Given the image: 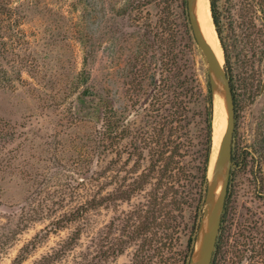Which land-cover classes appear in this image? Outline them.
Segmentation results:
<instances>
[{
	"label": "rangeland",
	"instance_id": "1",
	"mask_svg": "<svg viewBox=\"0 0 264 264\" xmlns=\"http://www.w3.org/2000/svg\"><path fill=\"white\" fill-rule=\"evenodd\" d=\"M220 1L232 59L244 81L237 90L233 140L241 159L233 161L219 264H264V27L246 0ZM0 68L6 76L0 83V264L18 256L20 264H35L47 255L52 257L44 264H137L134 255L148 232L131 241L132 229L125 236L123 229L145 219L135 211L143 198L119 199L121 186L129 190L150 166L149 148L141 158L131 153L135 124L144 125L147 139L154 118L164 113L154 110L161 104L153 95L165 76L180 92L181 125L187 114L192 122L193 149L209 108V65L186 0H3ZM190 78L186 88L177 87L178 79ZM89 86L111 99L113 113L100 121L76 113L78 95ZM223 98L227 108L225 89ZM212 99L213 144L214 87ZM113 117L119 125L115 138L106 132ZM193 203L172 232L170 264H184ZM161 257L154 255L155 264H169Z\"/></svg>",
	"mask_w": 264,
	"mask_h": 264
},
{
	"label": "trees",
	"instance_id": "2",
	"mask_svg": "<svg viewBox=\"0 0 264 264\" xmlns=\"http://www.w3.org/2000/svg\"><path fill=\"white\" fill-rule=\"evenodd\" d=\"M246 1L249 4V9H252L256 19H260L264 27L262 19V16H264V0ZM0 2L3 3V0ZM220 5V0H210L212 17L224 51L226 61L225 69L231 81L237 107L239 104L237 90L241 82L244 81V78L238 73L239 69L232 59V49L225 34ZM260 12L263 15H260ZM262 53L264 55V51ZM255 55L256 53L254 52L253 57ZM262 71L264 73V69ZM3 76L0 73V83H3V80L6 79V76ZM189 81H191V78L189 80L178 79L177 87L182 88L185 86L186 88V84H189ZM162 86L158 91L159 93L153 95L155 96L156 102L161 104L158 105L159 108H156V105L154 110L159 111L163 109L164 112L157 115L160 121L154 118V125L151 126L152 129L147 133L149 137L145 140L144 135L146 132L143 128L144 125L136 123L135 126L138 129L136 130L135 139L131 143L132 147H134V151L131 152L132 155H139L140 158L143 153L141 150L149 148L151 158L150 166L134 180V184L129 190H124L123 186L119 190V199L126 198L129 196L128 194L130 196L133 194L141 195L143 200L139 202V205L141 206L143 202V206L141 208L139 207V211L137 209L135 211L139 214L137 215L138 217L144 214L145 219L141 223L125 224L123 236L130 233L129 228L132 229L131 235H129V240L131 241L148 232V235L140 243L134 255L137 264H144L145 261H147V264L159 263L153 261L155 254L162 256L160 262L166 263L167 261L169 264L170 262L174 263L175 256L169 254V250L174 242L172 232L179 229L182 220L186 217L188 206L192 207L193 202H195L196 211L194 213L191 212L189 216L192 224L184 257V264H188L198 238L209 185L208 172L213 146L212 89H209V108L204 119L205 126L201 125V123L199 124L198 137L200 140H198L197 149H193L195 144L192 145V138L190 137L191 127H189L192 122H189L191 120L187 118L188 114L183 119L186 122L183 125L180 123L181 117L178 118V105H181V101H179L180 92L175 91L178 88L174 89L175 87H173L170 76H165ZM76 104V113L90 120L100 121L102 116L113 113L110 96L100 94V92L95 91L90 86L80 92ZM116 123L117 121L114 117L107 123L106 132L108 135L113 133L114 138L117 137L115 131L119 128L118 123ZM158 123H162V125H158ZM165 131L168 134L163 139ZM240 159V157H236V153L233 151V161L239 164ZM234 176L235 173L232 170L221 229L211 264H219L224 252ZM123 239L122 242L125 245L128 241ZM51 257V255H47L35 264H44ZM22 261L23 257L18 256L11 264H20Z\"/></svg>",
	"mask_w": 264,
	"mask_h": 264
},
{
	"label": "water",
	"instance_id": "3",
	"mask_svg": "<svg viewBox=\"0 0 264 264\" xmlns=\"http://www.w3.org/2000/svg\"><path fill=\"white\" fill-rule=\"evenodd\" d=\"M186 2L188 18L194 38L197 42V45L200 47L208 61L212 89L215 85V78L213 76L214 73L216 78H218L221 84L223 85L227 96V123L215 158L213 175L211 179L209 177V185L206 194L204 215L201 221V226L196 241L195 249L189 261V264H211L216 248L218 235L221 229V223L224 214L233 167V140L237 120L236 104L229 75L227 74L225 67H223V65H221V63L217 59L216 55L211 49V46L205 38L203 31L201 30L198 24L194 8V0H186ZM262 19L264 22V16H262ZM263 88L264 83L262 85V89ZM223 171L225 172V175L222 188L218 194L215 203L212 204L211 216L207 225L203 229L202 239L199 242L203 219L208 210L210 188L216 186Z\"/></svg>",
	"mask_w": 264,
	"mask_h": 264
},
{
	"label": "bare ground",
	"instance_id": "4",
	"mask_svg": "<svg viewBox=\"0 0 264 264\" xmlns=\"http://www.w3.org/2000/svg\"><path fill=\"white\" fill-rule=\"evenodd\" d=\"M194 8H195V13L197 16L198 24L201 30L203 31V34L205 35V38L207 39L209 45L211 46V49L213 50L214 54L216 55L217 59L222 65L223 56H222L221 47L219 44L217 31L213 23L209 0H194ZM213 76L215 78L214 97H215V103H216L217 110H216V116H215V122H214L213 151H212L210 165H209L210 179L212 178V175H213L215 158H216L217 151L219 149V146H220V143L223 137L226 123H227V116H226L227 108L225 107V104H224L225 101L223 98V90H224L223 85L221 84L219 79L216 78L214 73H213ZM224 175H225V172L223 171L220 176V179H222V181L218 180L216 186L215 187L213 186L210 188L209 205H208V210L206 212L205 217L211 214L212 204L215 203L218 197V191L220 192L222 188ZM219 186H220V190H219ZM210 216L208 217V220H206L205 218V221H207V223L209 221ZM202 235L203 233L200 235L199 242L202 239ZM197 248H198V245H197Z\"/></svg>",
	"mask_w": 264,
	"mask_h": 264
}]
</instances>
